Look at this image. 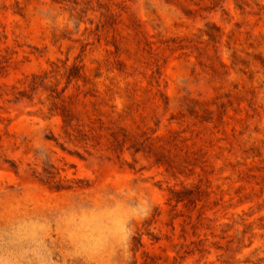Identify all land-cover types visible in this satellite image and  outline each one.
<instances>
[{
	"label": "rangeland",
	"instance_id": "374dc122",
	"mask_svg": "<svg viewBox=\"0 0 264 264\" xmlns=\"http://www.w3.org/2000/svg\"><path fill=\"white\" fill-rule=\"evenodd\" d=\"M0 264H264V0H0Z\"/></svg>",
	"mask_w": 264,
	"mask_h": 264
},
{
	"label": "trees",
	"instance_id": "16d2710c",
	"mask_svg": "<svg viewBox=\"0 0 264 264\" xmlns=\"http://www.w3.org/2000/svg\"><path fill=\"white\" fill-rule=\"evenodd\" d=\"M241 2H244V0H240ZM16 5H19V3L16 1L15 2ZM237 5V4H236ZM19 11H22V8L18 7ZM22 13V12H20ZM210 29L206 30L205 33L207 34V36L209 38L212 39H217L219 38V36L222 34V32L220 31V29L218 27H216L214 24H210ZM236 51H233L232 56L234 57V59L237 60V56H236ZM54 65V63H52ZM83 64H74L71 67H68L66 65V62H63V66H58V65H54V68L52 69L51 72H54L55 75H58L61 77H65V85L60 89V91H56L55 88H52V86H48V84L45 83V78L48 76L47 73H43L41 74H34L31 76V82L30 83V88H32L33 90H40V91H48V94L46 95V97L48 98H57L58 95L59 96H63L66 89L68 88L69 84L71 83V81L75 80V82L80 78H85V76H81L80 73H82L83 71ZM75 68V72H72V70ZM62 70V72H61ZM77 73V74H75ZM84 83L86 84H93L92 81L86 79L84 81ZM77 87H79L77 85ZM76 87V88H77ZM89 87V89H90ZM53 93H55L56 95H53ZM87 92L83 93V96L86 95ZM192 92H185L184 96L180 99V105L181 106H186L191 108L192 111H195L196 113L203 109H206V104H195L192 101ZM14 101H18V97H15ZM52 102V100H51ZM49 111L52 112L54 110H52V108H49ZM56 111V110H55ZM58 114H60L62 116V121H63V127L65 132H67L68 129L74 130V128H77V126L79 127L80 125L73 123L72 118H69V114L64 110L61 109L60 112H58ZM43 116H45V114H42ZM46 117V116H45ZM137 151V149H136ZM45 165H48L46 168L44 167V170H51L52 166L48 163H45ZM45 181L47 184H50L51 187L53 188H60V186H58V184H56L57 182L54 181V176L51 172H48V174L46 175ZM172 192V197L175 200L176 203L182 201L184 198L182 196V192L181 191H176V190H171Z\"/></svg>",
	"mask_w": 264,
	"mask_h": 264
}]
</instances>
